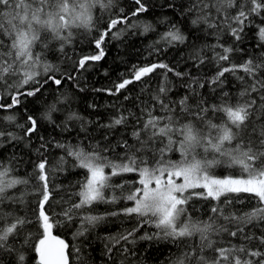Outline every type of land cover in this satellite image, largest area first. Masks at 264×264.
Segmentation results:
<instances>
[{
  "label": "snow or ice",
  "instance_id": "1",
  "mask_svg": "<svg viewBox=\"0 0 264 264\" xmlns=\"http://www.w3.org/2000/svg\"><path fill=\"white\" fill-rule=\"evenodd\" d=\"M134 3L138 7L130 16L147 11L142 0H134ZM113 4L114 0H0V89L11 101L0 103V110L8 112L18 107L21 97L35 96L49 82L59 87L64 79L75 80L71 73L57 78L52 73L58 69L43 56V51L53 41L58 42V50L64 54L66 47L75 42L74 30L98 32L91 43L99 50L97 54L69 57L73 59L74 71L85 69L89 61L101 60L105 55L102 44L106 37L111 34L118 39L123 29H114L119 24H127L130 18L121 9L119 15L108 18L106 27L97 28L93 9L108 10ZM189 13L193 27L199 30L203 26L205 35H212L216 40L194 49L190 59L199 68L209 60L205 50L210 51L217 71L205 83L222 85L225 74L230 73L241 84L240 99L231 103L230 94L223 92L219 104L208 105L202 97L190 104L189 100L199 95L195 86L204 87L196 77L176 71L164 62L134 65L130 78L116 82L114 91H105L116 95L156 69L165 71L148 100L138 97L139 114L117 109V114L102 125L110 130L125 128L116 145L121 149L119 153L110 158L104 153L114 149L107 146L97 145L86 150L82 146L56 142V147L65 149L67 155L77 161L74 167L85 170L83 179L77 182L79 191L73 193L77 199L70 196L68 200L55 201L61 206L59 212L53 208L55 189L50 186L49 177L52 170L60 169H52L44 154L50 142H43L44 138L40 137L42 143L35 149L41 158L32 162L33 172L29 177L34 178L36 184L30 191V178L13 175L12 167L0 161V257L11 255L14 264H26V251L31 248L38 264H70L69 245L51 234L54 225L70 224L79 218L80 226L74 233L79 237L89 231L85 225L95 226L106 216L123 215L135 218L136 223L118 236L107 237L112 244L106 246L109 257L121 241L134 244L137 239H164L178 249L169 264H264V53L260 59L249 56L243 62L234 63L232 54L239 49L223 40L225 36L241 40L245 26L253 22V17L259 16L264 21V0H189L184 14ZM256 27L258 40L264 44V22ZM151 29L150 24L143 25L144 33ZM186 39L181 30L172 25L156 43L183 44ZM238 72L244 75H237ZM168 73L179 78L188 75L190 80L184 87L190 90L191 96L184 95L178 101L170 99L172 87ZM146 90V87L141 89ZM54 111H57L56 106H50L42 119L55 123ZM213 117H218L219 122ZM80 119L76 113H69L65 127L67 121ZM0 120L14 124L17 116L8 112L0 116ZM38 123L37 118L29 114L26 123L16 124V127L30 137L37 132ZM5 135L10 140L23 139L15 133L0 131V138ZM125 136L130 137L131 142ZM171 153H179L180 158L172 159ZM63 163L64 157H61L57 164ZM219 166L238 168L241 174L218 178L213 169ZM129 174L136 179H125ZM21 185L25 186V191L19 190ZM241 194L251 197L248 210L237 207L245 204ZM29 195L37 198L38 214L32 213L34 220L27 215H17L12 208L14 204L25 205ZM193 198L215 202L205 213L206 219L194 216L190 208ZM121 201L130 203L104 215L83 212L95 204L114 205ZM29 225L42 231L41 238L34 244L31 231H26ZM145 225L156 231L137 237ZM256 228L260 229L259 234L253 230ZM20 236L23 241L17 248L14 241ZM120 254L125 259L136 255L126 246Z\"/></svg>",
  "mask_w": 264,
  "mask_h": 264
},
{
  "label": "trees",
  "instance_id": "2",
  "mask_svg": "<svg viewBox=\"0 0 264 264\" xmlns=\"http://www.w3.org/2000/svg\"><path fill=\"white\" fill-rule=\"evenodd\" d=\"M142 2L145 4L147 11L139 13L137 16H130L131 12L138 7L134 0H114L113 6L108 10L93 9V18L97 28L106 27L108 18L119 15L121 9L130 18L127 24H119L117 29H114V31L123 29L118 39L113 38L111 34L106 37L105 42L102 44L105 55L101 60L89 61L85 69L81 71H74L73 59L81 55L98 53L99 50L91 43L92 37L98 35V32L93 31L89 34L82 29L74 30L76 32L75 42L73 45L66 47L64 54L58 50V42L53 41L49 48L43 51L44 59L52 64L55 69H58L52 74L60 78L63 73H71L75 80L64 79L59 87L49 82L35 96L21 97L22 103L18 107L8 110V112L16 114V123L9 124L0 120V131H4L6 134L12 132L23 137L20 140H10L7 135L0 138V161L12 167L13 175L30 178L29 191L31 186L36 184V180L29 177V174L33 172L32 162L41 158L35 152V149L42 143L40 137L44 138L43 142H50L44 154L48 157L52 169H60L52 170L49 177L50 186L55 189L53 208L57 212L60 211L61 206L55 204V201L62 198L68 200L70 196L73 200L77 199L73 193L79 191L77 182L83 179L85 170L74 167L77 161L68 156L65 149L56 147V142L72 147L82 146L86 150H92L97 145L101 148L107 146L114 149V151L104 153L110 158L119 153L121 149L116 145L121 133L126 131L125 128L119 127L110 130L102 127V125L107 124L111 117L117 114V109L130 110L139 114V108L136 107L139 100L150 98L165 71L164 69H156L154 73L144 77L142 81H134L129 84L120 93L116 95L108 94L105 91L106 89L114 91L116 82L124 78H130L131 69L134 65L143 66L150 63L164 62L176 71L190 73L191 77H196L200 83H204V87L200 88L199 84L195 86L199 95L192 97L189 100L190 104H194L201 97L208 105L219 104L223 92L230 94L231 103H236L240 99L238 93L241 84L230 73L225 74L223 78L225 82L222 85L205 83L217 71L214 63L211 62L210 51L205 50L209 60L199 68L190 59V54L193 53L194 49L200 48L206 43H215L216 40L212 35H205L203 26H200L199 30L193 27L190 22L193 18L191 13L184 14L189 0H142ZM252 19L253 22L245 26L241 40L236 41L229 36L223 38L225 43L239 49L232 54L231 59L234 63L243 62L249 56L256 59L262 58L264 44H260L258 40L256 25L264 21L259 16ZM144 24L152 26V29L147 33H144ZM131 25L139 26L132 27ZM172 25L179 28L187 37L185 43L167 45L161 42L157 44L156 41L160 39L161 34L169 31ZM156 49H159V51ZM69 57L73 59H69ZM237 75L244 74L238 72ZM40 79L43 80V77H40ZM168 79L171 81L169 86L172 87V91L169 93L170 99L178 101L184 95L191 96L190 90L184 87L189 83L190 77L188 75L179 78L173 73H168ZM145 87L147 90L142 92L141 89ZM125 96L128 97L127 100L124 99ZM10 102L7 94L3 89H0V103ZM52 105H55L57 109V111L52 112V119L55 123H49L47 120L42 119V114L48 111ZM8 112L0 110V116L7 115ZM69 113H76L81 119L69 120L67 121V127H65V121ZM29 114L36 117L39 122L37 132L30 137L24 136L23 129L16 127V124L26 123ZM213 119L215 122H219L218 117H213ZM128 131H130V128ZM106 136L108 139H105ZM125 138L130 140L128 136H125ZM170 156L172 159L180 158L179 153H171ZM61 157H64V163L58 165L57 162ZM106 171L108 170L106 169ZM213 171L218 178L229 175L239 176L241 174L238 168L233 169L225 166L216 167ZM124 178L133 181L136 179L131 174ZM114 179L119 180L120 178ZM18 188L20 191H25L23 185L18 186ZM196 191L202 190L197 189ZM241 198L245 200V204L237 205V207L248 210L252 204L251 197L248 194H241ZM36 199L35 196L29 195L26 197L27 203L25 205L14 204L12 208L17 215H27L34 220L32 213L36 212L38 214ZM126 203L130 202L121 201L114 205L99 203L90 208H85L83 212L91 215H104L107 212L124 207ZM214 203L211 200L193 198L190 201V208L193 210L195 217L206 219L205 213ZM59 219L63 220V217H59ZM135 223V218L123 215L106 216L104 220L98 222L95 226L85 225L89 228V231L84 236L76 237L74 233L80 226V219L76 218L70 224L64 222L54 225L51 232L69 245L67 251L70 253V264H121L122 260H124V264H169L174 255L178 254V249L170 240L164 239H137L134 244H126L121 241L113 248V252L109 257L106 246L110 247L112 244L107 237L118 236L133 227ZM253 230L257 234L260 232L259 228ZM26 231H31L33 244L42 236V231L38 232L37 228L31 225L27 226ZM155 231L154 227L145 225L137 233V237L144 235L145 232L153 233ZM224 239L227 240L228 238L225 237ZM22 241L23 236L17 237L14 241L17 248L20 247ZM125 246L134 251L136 255L128 256L126 259L122 257L120 254L121 249ZM77 249H79V252H77ZM0 260L3 264H14V256L11 255L5 254L0 257ZM26 264H38L34 249H27Z\"/></svg>",
  "mask_w": 264,
  "mask_h": 264
},
{
  "label": "water",
  "instance_id": "3",
  "mask_svg": "<svg viewBox=\"0 0 264 264\" xmlns=\"http://www.w3.org/2000/svg\"><path fill=\"white\" fill-rule=\"evenodd\" d=\"M51 234H52L53 236H55L52 232H51Z\"/></svg>",
  "mask_w": 264,
  "mask_h": 264
}]
</instances>
